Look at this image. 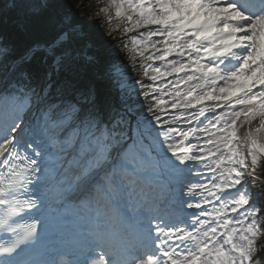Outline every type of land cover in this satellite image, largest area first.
I'll list each match as a JSON object with an SVG mask.
<instances>
[{"label":"snow or ice","instance_id":"1","mask_svg":"<svg viewBox=\"0 0 264 264\" xmlns=\"http://www.w3.org/2000/svg\"><path fill=\"white\" fill-rule=\"evenodd\" d=\"M110 7L0 0V264H251L264 0Z\"/></svg>","mask_w":264,"mask_h":264},{"label":"trees","instance_id":"2","mask_svg":"<svg viewBox=\"0 0 264 264\" xmlns=\"http://www.w3.org/2000/svg\"><path fill=\"white\" fill-rule=\"evenodd\" d=\"M110 0H70L74 6L77 16L86 23L93 31H103L110 33L117 44L122 42L123 27L129 26L128 22L115 15V12L110 10ZM108 7L107 13L101 12V8ZM139 79V75H137ZM260 236H264L261 233ZM264 245L257 241L256 248L253 252L251 264H256V256H258ZM261 264V263H260ZM262 264H264V255L262 256Z\"/></svg>","mask_w":264,"mask_h":264},{"label":"rangeland","instance_id":"3","mask_svg":"<svg viewBox=\"0 0 264 264\" xmlns=\"http://www.w3.org/2000/svg\"><path fill=\"white\" fill-rule=\"evenodd\" d=\"M109 5H110V1H109ZM109 8L111 11L115 12V9L113 7H109ZM246 131H247L246 127L241 126L237 129V135L243 137L246 134ZM257 241L264 245V236L259 235L257 237ZM263 255H264V246L262 247L261 253L258 256H256V259H255L256 264H257V261H259L262 264Z\"/></svg>","mask_w":264,"mask_h":264}]
</instances>
